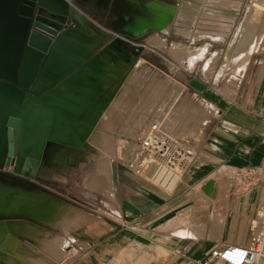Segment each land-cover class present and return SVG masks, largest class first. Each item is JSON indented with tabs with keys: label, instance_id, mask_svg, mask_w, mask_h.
<instances>
[{
	"label": "crops",
	"instance_id": "obj_1",
	"mask_svg": "<svg viewBox=\"0 0 264 264\" xmlns=\"http://www.w3.org/2000/svg\"><path fill=\"white\" fill-rule=\"evenodd\" d=\"M56 1L67 3V0ZM83 3L81 6L98 17V21L86 18L80 24L81 30L77 31L76 42L95 49L118 37L126 48L127 45L133 46L140 59L142 52L137 54V49L149 46L144 40L155 36H160L166 44L172 39L175 43L224 40L235 45L237 36L243 34L246 25L242 18L246 0H83ZM190 26L196 28L193 33ZM194 50L187 49L184 55L188 56L189 51ZM150 51L162 59L157 52ZM244 59L237 81L218 77L217 71L206 79L211 61L207 70L205 63L198 67L199 76L192 74L190 68L193 65L189 69L177 68L181 79L178 83L183 90L201 98L211 107L213 114L205 123L199 141L194 144L193 160L181 184L171 192L141 178L118 176L111 180L112 197L95 190L98 188L92 187L91 178L86 183L77 181L86 192L70 197L73 195V181L67 178L59 180L61 189L51 186L45 193L26 190L23 185L10 184L0 177V181L14 190L47 196L74 212L60 225L18 218L39 229L37 237L31 239L33 242L42 237L50 238L49 242L57 239L62 253L48 254L47 257L40 253L39 257L31 252L33 262L24 258L23 261L15 260V264H200L211 250L223 244H247V224L264 206V181L257 182L250 190L231 191L232 203L238 202L237 221L247 235V240L242 243L230 240L225 217L221 221L218 240L208 238L212 234L207 228L203 234L201 224L191 227L192 237L176 235L178 231H190V225L173 229L171 218L153 227L154 222L176 208L174 204L180 192L196 185L203 188L216 172L222 176L229 172L237 174L240 168H253L264 177V51H249ZM198 60L201 58L194 61ZM165 71L173 70L166 65ZM99 91L96 92V104L100 100ZM70 150L62 146L52 151L58 169L64 171L72 161L73 157L68 156ZM26 184L37 185L33 180H27ZM217 186L213 184L207 198H215ZM176 215L184 214L178 210ZM79 216L81 224L76 218ZM229 219L232 221V216ZM47 241L40 246L50 248L51 245L45 244Z\"/></svg>",
	"mask_w": 264,
	"mask_h": 264
},
{
	"label": "rangeland",
	"instance_id": "obj_2",
	"mask_svg": "<svg viewBox=\"0 0 264 264\" xmlns=\"http://www.w3.org/2000/svg\"><path fill=\"white\" fill-rule=\"evenodd\" d=\"M252 1L246 0L245 8L242 12V18L246 22L245 27L249 30V33H246V38L239 43V47H236L238 50L233 48L234 45H231L230 42H225L224 40L218 42L201 40L176 43L181 46L185 45L183 47H185L186 51L187 49L204 50L198 57L201 58L200 61L195 62L197 58L193 64L188 65L176 55H170L169 50L175 40L170 39L168 45L160 36H155L144 40V44H148L150 47L145 46V48H140L136 51L137 54L142 52L141 58L144 61L137 58L134 47L130 45H127V50L130 54L127 62L104 57L102 59L104 61L101 63L97 73V82L100 90V100L97 104L99 117L91 127L84 142L88 141L90 136L101 133L98 130L101 128L100 119L101 115H103L107 116L105 118H107L109 128L103 129L100 141L93 142V140L95 141L93 136L92 148L86 147L84 144L78 149L71 148L72 150H70L68 156H72L73 159L67 164L64 171L58 169L57 165H55L56 162L52 153L36 171H32L30 168L12 172L0 169L4 173V175L0 176L1 179L13 185H23L26 190L48 193V189L51 186L61 189L59 180L67 178L73 181L71 185V194L73 195L70 197H74L79 193L86 192L78 185L77 181L86 183L91 178L90 180H93V183L91 182L92 187L98 188L99 190H95L103 193L102 191L105 189L101 188L107 182L110 185L112 179H116L118 176L133 178L132 175L123 172V170L126 171L123 167L121 171L117 170L116 164L128 157L129 153L136 147V142L142 140L147 132H168L193 149L194 144L200 139L205 123L213 112L211 107L203 102L201 98L194 97L191 91L183 90V87L178 83L179 81L181 82V79L178 78L177 68L179 70L189 69L193 65L190 68L193 70L192 74L199 76L198 67L205 63L204 66L207 70L206 66L211 61L209 70L206 73V79H209L212 74L214 76L217 71L218 77L237 81L241 73V62L243 63L245 60L247 50L249 49L248 52L264 51V3L260 1L257 7L258 12L255 14L250 9ZM244 17H247V20ZM195 29V26H190V32L193 33ZM252 32L254 35L251 34ZM170 38H173V35H170ZM208 44H210V47ZM200 45L201 47H199ZM243 46L244 49L242 50ZM150 50L157 52L162 56V59L156 58L157 56ZM237 51L239 52L237 53ZM205 52L207 53L205 54ZM203 54L205 55L202 56ZM152 61L159 63L163 69L153 65ZM166 65L172 67L173 71L166 72ZM232 69H235V71L230 72ZM113 105H115L114 108ZM153 124L157 127L154 131L151 130ZM111 147H114V154L110 152ZM81 150H83L82 154ZM99 151L104 156L98 155L97 152ZM79 155H82L84 159ZM104 168L107 169L101 177L102 180L99 177L95 178L96 172H100ZM104 175H107L108 181ZM254 179L256 180V178ZM27 180H33L37 185L28 186L26 184ZM143 180L151 183L145 178ZM181 180L182 177L172 178L169 186L167 188L162 187V189L171 192L178 184H181ZM255 180L250 179V182H255ZM101 181L107 182L103 184ZM210 182L218 185V192H216L213 200L206 197L207 194L203 192V188L199 185L180 192L179 198L174 204L176 208L173 211L176 213L180 210L184 215H174L170 219L174 224L173 229L190 225V231L181 236L192 237L191 227L194 224H201L203 234L207 228L210 235L212 234L208 238L218 240L221 236V221L225 217L226 231H230V240L236 243L246 241L247 235L243 230V225L238 223L237 215L235 214L238 202L232 203L230 195L231 191H236L239 188L247 190V182L242 180L237 174L230 172L222 176H219L218 172H216L212 175V181ZM154 186L158 187L157 185ZM191 189L194 190L190 191ZM91 190L92 188L89 191L91 192ZM30 195L33 194H29L26 197L29 206L28 210L22 208L21 212L33 219L50 225H60V223H64L66 217L74 213L70 209L61 206L55 200V203L32 200ZM206 199H208L207 202ZM246 201L247 195L245 196ZM231 216L232 221L229 219ZM76 218L80 223V216ZM29 226L34 227L22 220L0 223V264H15V260L23 261L24 258L33 262L32 253L39 257L41 254L47 257L48 254L62 253L61 243L57 239L49 242L50 238L42 237L37 242H33L31 239L37 237L40 231L36 227L31 228ZM238 233L240 235H237ZM176 235L179 234L176 233ZM46 240L48 241L45 244L47 246L51 245L50 248L44 245L40 246ZM33 245H35V248ZM37 246L41 248H37ZM256 264H264V257L261 256Z\"/></svg>",
	"mask_w": 264,
	"mask_h": 264
},
{
	"label": "water",
	"instance_id": "obj_3",
	"mask_svg": "<svg viewBox=\"0 0 264 264\" xmlns=\"http://www.w3.org/2000/svg\"><path fill=\"white\" fill-rule=\"evenodd\" d=\"M82 4L0 0V165L13 153L15 170L36 171L53 151L50 144L80 148L99 117L95 101L102 59L128 61L118 37L95 49L76 42L86 18L98 21ZM29 194L0 181V223L32 219L21 212L29 208ZM174 215L166 214L153 227Z\"/></svg>",
	"mask_w": 264,
	"mask_h": 264
},
{
	"label": "built area",
	"instance_id": "obj_4",
	"mask_svg": "<svg viewBox=\"0 0 264 264\" xmlns=\"http://www.w3.org/2000/svg\"><path fill=\"white\" fill-rule=\"evenodd\" d=\"M156 129L153 124L151 130ZM135 145L128 157L119 163L126 170L123 172L133 178H145L160 188H167L172 178L183 177L193 160L192 148L168 132H147ZM15 160L13 153L6 155L7 163L1 165V170L14 171L15 166L11 162ZM237 175L247 182V190L264 181L263 175L253 168H240ZM250 179L255 182H250ZM247 232V244H223L211 250L200 264H256L264 255V206L249 220Z\"/></svg>",
	"mask_w": 264,
	"mask_h": 264
},
{
	"label": "bare ground",
	"instance_id": "obj_5",
	"mask_svg": "<svg viewBox=\"0 0 264 264\" xmlns=\"http://www.w3.org/2000/svg\"><path fill=\"white\" fill-rule=\"evenodd\" d=\"M260 1L261 2H263L264 3V0H253L252 1V3H251V10H252V12L254 13L255 12V14H256V12H258L257 11V7H258V5L260 4ZM156 6V5H155ZM156 11V10H155ZM158 11V10H157ZM168 12H170L169 10H168ZM249 13H250V11H249ZM248 14V13H247ZM251 15V14H250ZM255 16V15H254ZM249 17V16H248ZM245 18V17H244ZM247 18V17H246ZM245 18V20H247ZM250 18V17H249ZM249 20V19H248ZM252 20V19H251ZM243 23V22H242ZM246 24V23H245ZM244 26V25H243ZM246 26V25H245ZM248 28H250V27H248ZM163 30H166V28H162ZM249 30L247 29L246 30V27H245V29H244V31H243V34L241 33V35H242V37H240V36H237V38H238V40H237V42L235 43V45L233 46V48H235L236 49V47L239 45V43L244 39V38H246L245 36H247V34L246 33H249L248 32ZM251 34H253V32L251 33ZM254 35V34H253ZM251 37H253L254 38V36H252L251 35ZM251 40V39H250ZM252 42H253V40H252ZM248 44V43H247ZM250 45V44H249ZM231 46V45H230ZM251 46V45H250ZM239 47V46H238ZM247 47V46H246ZM245 47V48H246ZM242 50L244 49V46H243V48H241ZM248 49V48H247ZM236 50H238V49H236ZM249 50V49H248ZM248 50H247V52H248ZM203 51L204 50H201V49H197V50H194V51H189V55L188 56H185L184 55V53L185 52H187L186 51V49H185V47H183V46H181V45H179V44H176V43H173L172 44V46L170 47V50H169V53H170V55H176L179 59L181 58V59H183V60H181L182 62H184V63H186V64H188V65H191V64H193V62H194V60L198 57V56H200L202 53H203ZM241 51V50H240ZM229 52V51H228ZM227 52V53H228ZM239 51H237V53H238ZM246 52V51H245ZM228 55V54H227ZM229 55H230V53H229ZM233 56V55H232ZM229 58V57H228ZM104 61V60H103ZM103 61L101 62V63H103ZM109 61H111V59H109ZM227 62V61H226ZM115 72V71H114ZM113 72V73H114ZM112 77V76H111ZM114 106L115 105H113V108H114ZM110 108V107H109ZM110 110H111V108H110ZM109 111V110H108ZM101 112V111H100ZM107 114V113H106ZM102 117H101V130L99 129L98 131H100L101 133H99V135H93L94 137H95V141L93 140V142H97V141H100V139L102 138V132H103V129H108L109 127V125H108V123H107V118H105V117H107V116H103V115H101ZM99 120V121H100ZM95 132V131H94ZM93 132V133H94ZM91 133H92V131H91ZM93 136L91 137L90 136V138H89V140L88 141H85L83 144L86 146V147H89V148H92V138H93ZM89 137V136H88ZM110 152L112 153V154H114L115 153V150H114V147H111V150H110ZM52 153V152H51ZM97 154L98 155H102V156H104L103 154H101L100 153V151L99 152H97ZM51 155V154H50ZM49 155V156H50ZM104 164H105V162H104ZM103 164V165H104ZM103 168V167H102ZM107 168H104V169H102L100 172L98 171V172H96V174H95V178H97V177H99L100 179H101V177H102V175L104 174V171L106 170ZM104 177H106V179H107V181H108V177H107V175H104ZM176 179V178H175ZM98 180V179H97ZM102 180V179H101ZM99 181V180H98ZM107 181H104V182H102L103 184L104 183H106ZM90 182H92L93 183V180H90ZM111 184L109 185V182H107V184H104V186L101 188V189H105L103 192L105 193H107V195L109 196V197H112V193H111ZM212 187H213V185H212ZM212 189V188H211ZM211 189H209V190H207V191H204L203 190V192L205 193V194H209V192L211 191ZM30 199H32V200H39V201H43V202H45V201H48L49 203H55V201L54 200H52V199H50V198H48L47 196H44V195H41V194H33V195H30ZM177 234H179L180 236L181 235H185L186 234V232H182V231H178L177 232Z\"/></svg>",
	"mask_w": 264,
	"mask_h": 264
},
{
	"label": "flooded vegetation",
	"instance_id": "obj_6",
	"mask_svg": "<svg viewBox=\"0 0 264 264\" xmlns=\"http://www.w3.org/2000/svg\"><path fill=\"white\" fill-rule=\"evenodd\" d=\"M56 146H57L56 144H50V145H49V149H50V150H54V149H56ZM0 169H1V165H0ZM1 175H4V173H0V176H1Z\"/></svg>",
	"mask_w": 264,
	"mask_h": 264
},
{
	"label": "trees",
	"instance_id": "obj_7",
	"mask_svg": "<svg viewBox=\"0 0 264 264\" xmlns=\"http://www.w3.org/2000/svg\"><path fill=\"white\" fill-rule=\"evenodd\" d=\"M148 60V59H147ZM153 62V61H152ZM153 65H155V66H157V67H159V68H161V69H163L162 67H161V65L159 64V63H157V62H153L152 63Z\"/></svg>",
	"mask_w": 264,
	"mask_h": 264
}]
</instances>
